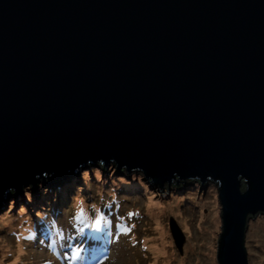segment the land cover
I'll list each match as a JSON object with an SVG mask.
<instances>
[{
	"label": "water",
	"instance_id": "obj_1",
	"mask_svg": "<svg viewBox=\"0 0 264 264\" xmlns=\"http://www.w3.org/2000/svg\"><path fill=\"white\" fill-rule=\"evenodd\" d=\"M101 177L264 264V0H0V219Z\"/></svg>",
	"mask_w": 264,
	"mask_h": 264
},
{
	"label": "rangeland",
	"instance_id": "obj_2",
	"mask_svg": "<svg viewBox=\"0 0 264 264\" xmlns=\"http://www.w3.org/2000/svg\"><path fill=\"white\" fill-rule=\"evenodd\" d=\"M102 178V177H101ZM101 178L91 180L84 187L78 190L71 196L72 201H68L69 205L75 203L76 196L80 194H86L85 198L93 195V183H97ZM108 180V179H107ZM108 182V181H107ZM111 184L113 181L109 180ZM121 189V195H111L110 198L114 199V203L121 211L124 210V216L135 222L136 230L134 233L143 236V242L147 250L145 260V254L141 248V238L132 243H136V247H133L129 242H122L125 245L117 246V249L113 252V256L109 258L107 256L104 259L105 264H123L124 260L127 264H212L213 263V235H214V219L209 208H206L197 203H180L172 206H168L159 215L148 216L143 219L142 224H138L140 218L137 213L139 210L143 213L142 203L136 194L125 187L119 185ZM129 194H128V193ZM126 193L128 195H126ZM76 195V196H75ZM125 199H128L125 200ZM41 202L42 200L30 199L27 202ZM20 205L7 210V212L0 219V264H17L19 259H16V255L21 256L24 253L26 262L31 259L37 261L42 259L43 252L38 248H31L26 253L23 251V246L14 240V233H12L11 225H5L4 223L17 219V216H21ZM135 209V212L131 211ZM65 211V210H64ZM88 211H86L87 213ZM16 213V216H15ZM61 214V213H60ZM59 214V215H60ZM64 214V213H62ZM15 217H14V216ZM26 217L25 223H29V226L33 227L30 218ZM23 217H20L22 219ZM9 219V221H7ZM19 224H24L20 220ZM146 226V229H142V225ZM66 227V223L62 224ZM177 238V239H176ZM100 241V240H98ZM133 241V240H132ZM176 241H183L182 251L179 250ZM37 246L39 242L36 243ZM139 244V245H138ZM156 244V245H155ZM245 244L247 248V260L249 264H261V252L260 243L257 235L252 232L246 233ZM161 259L156 257V253L159 252ZM14 253L15 256L10 254ZM30 255V256H27ZM56 255V253H54ZM57 257H49L48 259H54ZM151 258L153 260H151ZM239 264H243L241 256H239ZM25 257L21 264H27L24 262ZM149 260H151L149 262ZM56 264V263H55Z\"/></svg>",
	"mask_w": 264,
	"mask_h": 264
},
{
	"label": "bare ground",
	"instance_id": "obj_3",
	"mask_svg": "<svg viewBox=\"0 0 264 264\" xmlns=\"http://www.w3.org/2000/svg\"><path fill=\"white\" fill-rule=\"evenodd\" d=\"M119 189H121L119 184L115 182L111 184L109 180L104 177H102L97 183L94 182L93 195L87 197L91 203L90 208H94L92 201L95 200V192L97 190H103L104 192H107L109 194V199H112L110 196L113 194L121 195V191ZM127 193L126 195L129 194ZM80 196H86V194L83 193L76 197L78 198ZM61 203L68 205L67 201L65 203ZM58 204L60 203L44 200L41 202H25L24 204L20 205L21 209L18 212H26L19 214H25L27 218L31 219L30 222L34 220V223L39 224L40 227L43 225H48L58 230L60 233L61 243L66 252L64 260L70 262L71 264H95L101 258L106 259L107 256L111 258L114 255L113 252L117 249V246L127 245L122 243L124 241L129 242V244L133 247L137 246L136 243H132V240L137 237L135 234L132 238V234L136 230L135 225L124 219L123 211H121L116 205L112 206L105 213V217L101 222V226L99 228L90 227V235L85 236L83 226L80 225V218L77 215H74L77 212H71V210L67 209L66 207H62L65 210V213L59 215L57 212ZM70 218H72L71 222ZM63 223H66V227L62 225ZM89 223L90 222L88 221H84V224ZM4 224H9L12 227L11 221ZM92 224H94V222H92ZM12 229L13 232H16L14 227H12ZM43 234L44 233L40 232L38 229L36 231L26 230L22 233L19 232L18 236L25 238L28 242H32L31 248H35L37 244L34 238L39 235L42 236ZM52 247L61 251L62 246H60L59 249L53 245ZM61 252L65 253L63 251ZM21 254L25 256L24 253ZM16 257L19 259L18 255H16Z\"/></svg>",
	"mask_w": 264,
	"mask_h": 264
},
{
	"label": "trees",
	"instance_id": "obj_4",
	"mask_svg": "<svg viewBox=\"0 0 264 264\" xmlns=\"http://www.w3.org/2000/svg\"><path fill=\"white\" fill-rule=\"evenodd\" d=\"M108 196H109V194L107 192H104L103 190H97L95 192V200L92 201V204L94 206V208L91 210V216L92 217H97L98 218L101 215H103V217H105V213L106 212L104 211V209L107 208V211L109 210V197ZM83 200L86 203L91 204L90 201L87 198H85L84 196H83ZM131 211L135 212V209H133ZM138 213L140 215L139 223L142 224L143 223V219L147 218L146 214L141 213L140 210L138 211ZM142 229H146V226L144 224L142 225ZM158 251L159 252L156 253V257L161 259V255H162V254H160L161 251L160 250H158ZM145 260H148V259H145ZM151 260H153V259L151 258ZM151 260H149V262ZM160 264H164V263H160Z\"/></svg>",
	"mask_w": 264,
	"mask_h": 264
},
{
	"label": "snow or ice",
	"instance_id": "obj_5",
	"mask_svg": "<svg viewBox=\"0 0 264 264\" xmlns=\"http://www.w3.org/2000/svg\"><path fill=\"white\" fill-rule=\"evenodd\" d=\"M80 212H81V214H83L84 209L81 208V209H80ZM103 219H104L103 215H101L100 217H98V218L96 219L95 223L92 225V227H94V228H99V227L101 226V222L103 221Z\"/></svg>",
	"mask_w": 264,
	"mask_h": 264
}]
</instances>
